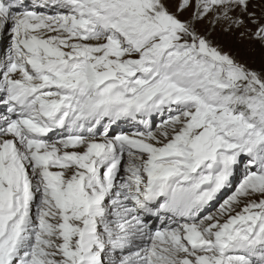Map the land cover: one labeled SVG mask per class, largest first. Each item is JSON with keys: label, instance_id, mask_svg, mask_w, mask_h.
Returning a JSON list of instances; mask_svg holds the SVG:
<instances>
[{"label": "snow or ice", "instance_id": "1", "mask_svg": "<svg viewBox=\"0 0 264 264\" xmlns=\"http://www.w3.org/2000/svg\"><path fill=\"white\" fill-rule=\"evenodd\" d=\"M0 37V264H264V0H0Z\"/></svg>", "mask_w": 264, "mask_h": 264}, {"label": "rangeland", "instance_id": "2", "mask_svg": "<svg viewBox=\"0 0 264 264\" xmlns=\"http://www.w3.org/2000/svg\"><path fill=\"white\" fill-rule=\"evenodd\" d=\"M2 38V37H0ZM220 42L223 44L225 50H230L234 55H236L239 59L246 60L249 64L254 67H260L261 64V56L259 47L256 46L255 51H251L249 49L248 41H241L235 35H227L219 38ZM7 47V42L4 38H2L0 42V50H4ZM122 128L128 130V126L126 124L121 125ZM242 178V174L238 176Z\"/></svg>", "mask_w": 264, "mask_h": 264}, {"label": "bare ground", "instance_id": "3", "mask_svg": "<svg viewBox=\"0 0 264 264\" xmlns=\"http://www.w3.org/2000/svg\"><path fill=\"white\" fill-rule=\"evenodd\" d=\"M2 38H0V42H1ZM243 168H244V165L242 164L240 166V169H239V173H238V176H240V174H243ZM239 178V177H238Z\"/></svg>", "mask_w": 264, "mask_h": 264}]
</instances>
